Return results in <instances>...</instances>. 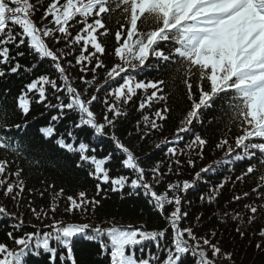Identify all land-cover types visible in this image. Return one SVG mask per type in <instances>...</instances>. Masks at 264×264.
Segmentation results:
<instances>
[{
    "label": "snow or ice",
    "instance_id": "1",
    "mask_svg": "<svg viewBox=\"0 0 264 264\" xmlns=\"http://www.w3.org/2000/svg\"><path fill=\"white\" fill-rule=\"evenodd\" d=\"M113 4L115 8L112 7ZM41 9L42 15L37 22L33 17ZM117 9L122 10V18L127 26L118 21L113 55L119 62L106 72V83L110 80L117 86L111 88L103 99V120L100 121L98 114L92 109L93 102L99 100L98 95L93 94L90 99H84L88 88L78 90V86L73 84L76 77L70 76V70L79 66V81L82 85H91L95 75L92 80L86 79V75L95 74L98 68L106 67L103 57L108 54V49L101 38L111 34L105 17L107 15L110 19V14ZM45 20L48 23H43ZM38 23L43 26L39 27ZM46 38L53 41L51 46ZM61 43L63 48L56 46ZM78 45L82 46L77 49ZM77 51L78 55L75 54ZM26 53L33 58L30 65L21 63L20 58ZM73 56L75 63L69 59ZM45 58L50 60L56 77L39 74L24 84L15 97L17 110L27 117L31 111L33 96H38L35 103L42 104L45 108L41 115H50L47 123L38 129L40 135L45 140L54 138L57 147L78 155L75 161L77 168L89 166L88 175L98 181L95 185L97 195L104 191L102 185H110L111 192H122L125 187H129L137 195L140 193L136 190H142L143 195L149 198V202L161 214L166 211V206H170L172 210L165 219L172 233L171 247L161 243L168 228L157 231L145 230L143 225L105 227L103 223H65L63 219H57L56 198L63 194L61 189L53 196L50 207L52 215L43 207L39 210L31 209L35 219L41 222V227L28 225L33 231H24L23 214L9 213L0 205V215L16 221L11 225L13 231L7 233L14 247L0 242V264H29V256L40 258L41 253L48 255V264H55L58 252L60 264H77L72 243L81 235L98 242L102 250L110 247V264H187L186 255L189 253L195 258V264H214V259L209 258L204 246L211 250L213 258L221 253V248L212 243L211 239L195 234V227L201 217L197 216L196 226L180 227L188 212L184 203L186 195L181 196L179 193L186 194L195 187L197 181L207 183L202 174H215V169L211 166L201 168L192 181L170 182L166 191L158 194L155 187L162 183L165 175L160 170V164L150 168L152 181L149 182L146 179V168L141 166L130 147L117 135V121L125 115L122 105H127L138 90H152L150 95L141 100L138 110L151 107L154 101L166 99L160 94L164 80L146 81L137 79L134 75L148 67L150 58L158 62L156 70L167 68L169 64L178 65L175 71L184 70L183 82L191 107L180 121L174 139L167 142L171 146L167 147L166 155L175 157L173 163L177 174L182 164L176 145L183 141L185 134L192 138L184 148L199 149L197 156L203 158V150L208 141L199 132H195L192 125L203 123L201 113L212 109L217 100H221V110L225 104L231 110L229 126L235 124L240 133L235 136V149L227 136L215 145L218 150L226 149L223 160L217 164L234 165L238 161L257 158V152L260 154L258 163H249L233 183L264 169V0H0V78L22 73L32 75L39 67L37 60ZM65 60L67 67L64 65ZM93 63L95 66L89 67ZM196 72L199 73V83L196 85L198 99L189 82ZM3 94L6 98L8 90H4ZM2 111L0 149L26 156L28 143L21 137L28 127L27 120L22 124H7L4 122L8 118L7 109ZM168 111L165 106L163 109L157 108L152 119L144 116L143 129L140 128L141 122L137 121L136 134L140 135L141 140L150 135L151 130L162 127L160 122L167 119ZM211 120L209 118V122ZM9 132L19 135L9 136ZM100 137L110 140L114 147L107 154L98 157L97 152L103 151V145L98 148L95 141ZM256 139L260 142H254ZM117 153L123 155L117 166L131 170L133 175L111 174L106 165L116 163ZM183 153L184 149H180V154ZM187 165L194 167L195 161L189 158ZM8 167L9 162L0 159V187H3L5 197L11 196L16 200L24 190V182L20 179L22 169L17 168L14 173H8L17 178L14 182H9L8 175H5ZM172 172L170 164L168 174ZM230 180L226 176L210 189L207 196L209 203L217 198ZM252 192L257 194L259 201L264 202V172L259 175ZM132 194L129 192V195ZM249 197L250 193L246 192L243 196H234L233 200ZM204 199L202 195L201 200ZM67 201L69 203L65 207V214L78 211L87 214L89 205L95 211L100 203L95 197L89 199L85 191H80L78 198L68 196ZM190 204L187 201V206ZM244 208L250 213L247 221L252 224L257 214L264 212V203L252 202L244 205ZM222 215L225 219L231 216L233 221L239 220L241 224L244 222V217L239 212H224ZM46 219L51 222L44 223ZM236 230L241 237L246 234L240 227ZM258 234L264 238V228H260ZM211 236H215V231ZM148 243L154 244L158 251L153 253L149 248L146 257L137 258V249L143 254ZM256 247L264 250V239L257 242ZM60 249H65L66 252H61ZM161 252L166 253L162 260ZM231 255L226 253L225 258L230 259Z\"/></svg>",
    "mask_w": 264,
    "mask_h": 264
},
{
    "label": "trees",
    "instance_id": "2",
    "mask_svg": "<svg viewBox=\"0 0 264 264\" xmlns=\"http://www.w3.org/2000/svg\"><path fill=\"white\" fill-rule=\"evenodd\" d=\"M112 7L115 8V4ZM41 15L42 9L34 15L33 19L39 22ZM110 16L111 18L108 19L106 15L105 20L107 21V27L111 34L106 38H101L102 42L106 43L108 49V54L103 57L106 67L98 68L95 74L88 73L86 75V79L89 80H92L93 75H95V80L91 85H82V82L79 81L78 77L81 75L79 66H75L70 70V76L76 77L73 81L74 86H78V90L80 91H83L84 87L88 88L87 93L83 97L84 99H90L93 94L98 95L99 100L93 102L92 109L98 114L100 121L103 120V99L111 88L117 86L115 82L110 80L106 83V72L113 64L119 62L113 55L114 47L116 46L115 31L119 27L118 21L125 23V26H127L122 18L121 9H117ZM43 23H48V20L43 21ZM38 26L42 27L43 25L38 23ZM46 41L50 46L53 44V41L47 40V38ZM56 46L60 48L64 47L63 43ZM81 46L78 45L77 49ZM164 47H167V45H164ZM75 54L78 55L79 52L77 51ZM20 59L21 63L25 65H30L33 61V58L27 53ZM69 59H72L73 63H75L74 56L69 57ZM37 62L39 63V67L32 75L22 73L21 75L13 74L6 78H0V117L3 115L2 110L7 109L8 118L4 120L5 123L22 124L25 120L28 122L26 132L21 137L22 140L28 143L26 156H19L10 150L0 149V159H6L9 162L8 172L5 175L14 173L17 168L22 169L20 179L24 182V190L20 197L13 200L11 196L5 197L3 194L4 189L0 187V205H3L9 213L23 214L25 223L24 231H33V228L28 225L34 224L37 227H41V222L35 219L31 209L36 208L39 210L43 207L49 210V215H52L50 207L53 196L63 189V194L56 198L58 211L55 213V217L57 219H63L65 223H103L105 227L112 225H133L137 227L143 225L145 230L157 231L168 228L166 237L161 239V243L171 247L172 233L165 219L172 210L170 206H166V211L161 214L149 202V198L143 195L142 190H136L140 193L137 195L129 187H125L122 192H111L110 185H102L104 191L97 195L95 185L98 181L88 175V171L90 170L89 166L85 165L84 167L77 168L75 161L78 159V155L67 153L57 147L54 143V138L45 140L40 135L38 129L47 123L50 115H41V113L45 112V108L42 104L35 103L38 96H33L31 111L27 117L17 110L15 97L19 95L24 84L30 82V79L35 78L39 74H51L53 78L56 77V74L51 68L50 60L45 58L42 61L37 60ZM157 63L154 58H150L147 62L148 67L134 75L137 79L146 81L156 79L164 80L165 84L160 94L164 95L166 99L163 101H154L151 107L138 110L141 100L146 95H150L152 91L151 89H148L147 92L138 90L137 95L127 105H122L125 115L118 118L117 135L130 147L133 154L139 159L141 166L146 168L148 173L146 179L149 182L152 181L150 168L157 163L160 164V170L165 175L162 183L155 187L158 194L164 193L167 184L170 182L192 181L195 173L199 172L201 168L211 166L215 169V174L212 172L202 174L207 183L197 181L195 187L188 190L186 194L179 193L181 196L186 195V201L184 203L186 205L185 210L188 212L187 218L182 221L180 227L196 226L197 216L201 217L198 226L195 227V234L198 237L211 239L212 243L218 244L221 248V253L213 258L211 256V250L207 246H204L209 258L214 259V264L221 262V255H225L226 253L232 254L230 259L224 258V262L227 264H264V250L257 249L256 247L257 242L264 239L258 234L260 228H264V212L258 213L255 222L249 224L247 217L250 213L244 208V205L252 202L257 204L264 203L257 199L256 193L252 192V189L258 183L259 175L264 172V169L258 170L255 174H249L244 180L233 183L236 177L246 170L249 163H258L257 158L260 154L257 152V158H253L251 161L248 159L238 161L234 165L225 166L223 163L217 164L218 161L223 160L226 149L218 150L215 145L220 139L227 136L229 143L235 149V136L240 134L235 124L229 126L231 110L226 104L221 110V100H217L212 109L201 113L203 123H194L192 125L194 131L199 132L208 141L203 150V158L201 159L197 156L199 149L194 148L188 150L184 148V145L188 144L192 138L191 135L185 134L183 141L179 145H176L177 155L182 164V167L179 169V174H177L175 164L173 163L175 157L170 158L166 155L167 147L171 146L167 142L174 139L176 129L180 126V121L184 118L187 111L190 110L191 101L187 98V88L183 82L185 79L184 70L176 72L175 69L179 66L173 64H169L167 68L161 67L159 70H156ZM64 65L67 67V60L64 61ZM93 66H95L94 63L89 67ZM174 76L175 78H173ZM189 82L193 86L192 91L196 99H198L199 92L196 85L199 83V73L196 72L190 78ZM4 90H8L6 98L3 94ZM50 94L51 89H49ZM29 95L32 96L33 94ZM110 99L114 98L110 97ZM52 102L55 103L54 100ZM165 106L169 111L167 113V119L160 122L162 127L157 130H151V134L141 140L140 135L136 134L137 121L141 122L140 128L143 129L145 127L143 117L148 116L152 119L154 118L155 110L157 108L163 109ZM109 118H111V114H109ZM209 118H212L211 122H209ZM64 123H67V121H64ZM130 133L131 135L129 136ZM7 135L16 136L19 134L9 132ZM89 135H91L90 131ZM100 145H103V151L97 152L98 157L107 154L114 147L110 140L103 137L95 141V146L99 148ZM157 145H160V147L158 148ZM180 149H184L183 154H180ZM116 157V163L106 165L109 167L111 174L114 176L119 174L133 175L131 170L117 166L123 159V155L117 153ZM189 158L195 161L194 167L187 165ZM170 164L172 165L173 172L168 174ZM226 176L231 178L230 182L219 192L217 198L209 203L207 196L209 195L210 189ZM16 179L15 176L8 175L9 182H14ZM16 190L19 191V189ZM80 191H85L89 199L95 197L100 200L95 211L89 205L87 214L79 211L65 214V207L69 203L67 197L73 196L78 198ZM129 192L133 194L129 195ZM246 192L250 193L249 198H244L239 201L233 200L234 196H243ZM202 195L205 197L204 200H201ZM187 201L191 202L190 206H187ZM224 212H239L244 217L243 224L239 220L233 221L231 216L225 219L222 215ZM43 222L50 223L51 221L46 219ZM14 223L16 221L9 217L0 219V242L7 243L9 247H14L12 241L7 236L9 231H13L11 225ZM237 227H240L241 231L246 233L243 237L237 232ZM213 231H215L214 237L211 236ZM189 243H192V241H189ZM72 247L74 259L77 264H110V247L107 250H102L98 242L90 241L86 236L81 235L75 238ZM149 248L153 253L158 251L154 244L148 243L145 245L143 254L137 249V258L146 257ZM59 251L66 252L65 249H60ZM165 256L166 253L161 252V260ZM48 259V255L43 253H41L40 258L28 257L29 264H48ZM186 261L187 264H195V258L190 253L186 255ZM55 264H60L59 252Z\"/></svg>",
    "mask_w": 264,
    "mask_h": 264
},
{
    "label": "rangeland",
    "instance_id": "3",
    "mask_svg": "<svg viewBox=\"0 0 264 264\" xmlns=\"http://www.w3.org/2000/svg\"><path fill=\"white\" fill-rule=\"evenodd\" d=\"M224 258H225V255L224 254L221 255V258L220 259H222V261L219 262L218 264H227V263L224 262L225 261Z\"/></svg>",
    "mask_w": 264,
    "mask_h": 264
}]
</instances>
